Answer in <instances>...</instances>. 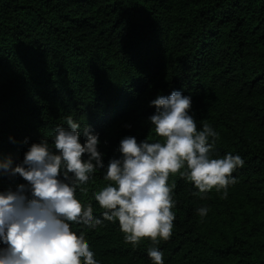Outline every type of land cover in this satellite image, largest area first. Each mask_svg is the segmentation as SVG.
<instances>
[{
	"label": "trees",
	"instance_id": "1",
	"mask_svg": "<svg viewBox=\"0 0 264 264\" xmlns=\"http://www.w3.org/2000/svg\"><path fill=\"white\" fill-rule=\"evenodd\" d=\"M172 91L192 97L198 130L203 121L219 133L214 158L245 164L227 199L215 189L200 199L170 176L176 219L159 244L164 264H264V0H0V161L20 164L71 115L99 136L107 167L123 138L152 135L150 102ZM103 176L77 193L101 219L92 196ZM22 183L0 174V191ZM73 230L99 264H151V241L126 245L118 222Z\"/></svg>",
	"mask_w": 264,
	"mask_h": 264
},
{
	"label": "clouds",
	"instance_id": "2",
	"mask_svg": "<svg viewBox=\"0 0 264 264\" xmlns=\"http://www.w3.org/2000/svg\"><path fill=\"white\" fill-rule=\"evenodd\" d=\"M156 112L150 117L151 134L140 143L125 137L117 151L120 158L104 164L101 141L87 126L81 128L71 115L67 127H55L48 138L33 143L23 161L13 167L9 158L0 161V174L19 176L27 183L0 191V264H99L86 242L84 232L96 230L104 222L119 223L124 243L135 249L147 238L151 264H164L161 241L172 235L176 216L170 176L194 185L193 196L206 199L215 189L228 198L237 183L233 172L243 168L239 155L215 157L219 133L201 121L200 130L189 114L192 97L181 91L158 95L150 102ZM86 142L81 143V135ZM27 143V141H25ZM85 156L87 158L85 159ZM103 171L107 184L93 193L102 219L94 216L91 203H82L77 193L87 196L94 173ZM200 217L207 206L196 209Z\"/></svg>",
	"mask_w": 264,
	"mask_h": 264
}]
</instances>
